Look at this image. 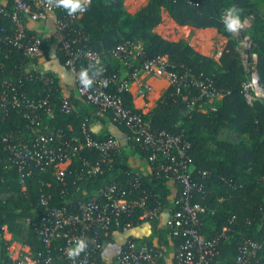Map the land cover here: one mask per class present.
I'll return each mask as SVG.
<instances>
[{
	"label": "trees",
	"instance_id": "1",
	"mask_svg": "<svg viewBox=\"0 0 264 264\" xmlns=\"http://www.w3.org/2000/svg\"><path fill=\"white\" fill-rule=\"evenodd\" d=\"M125 1L89 0L82 15L78 12L69 13L59 6L55 18L75 15L69 28V39L75 42L73 48L91 50L103 56V63L98 66L85 60L79 63L81 71L87 69L90 76L126 77L130 71L124 68L121 60L112 57L111 52L122 44H140L142 56L136 59L137 67H141L145 60L166 57L171 63L168 71L186 77L181 86H169L156 107L147 115L136 109L130 91H119L116 83L109 84L105 89L119 96L131 112L143 114L154 132L165 131L181 136L191 144V172L205 185V193L197 199L207 207L206 212L200 215L202 233L205 238L212 239L221 234L224 227L230 228L226 238L220 241L218 255L209 264H234L239 247L245 241L261 245L259 259L260 264H264V101L257 99L250 105L245 98L243 84L247 81V74L236 49V41L230 39L219 61H215L198 53L186 42L168 41L154 31L161 24L162 12L165 10L178 26L216 29L225 37H230V32L222 22V13L231 7L239 9L241 21L247 17L253 18L248 36L257 56L256 69L264 87V16L258 4L251 0H149L146 6L133 14L126 10ZM2 4L6 12H13L11 0ZM18 16L25 25L28 37L41 38L42 52L35 60H31L9 45L5 38L14 34L15 25L10 17L1 15L0 62L4 64V69L0 72V84L4 80H11L21 93L33 100L49 97L53 117L48 118L42 112L40 118L42 125L48 126L50 131L61 130L68 136L76 135L82 139L81 126L86 121L88 125L96 122L101 127L113 123L124 136L121 141L110 130L106 129L102 134L92 130L94 136L100 139L114 136L120 146L103 164V173L90 179L80 190L81 183H74L75 174L83 168L85 161L94 163L101 158L97 151L84 149L79 152L66 174V186L57 180L52 167L41 170L32 165V174L25 179V187H22L20 172L16 167H9L8 153L0 145V228L7 226L12 239L28 246L35 257L39 254L44 258L51 255L54 264H69L62 257L63 240L59 239L47 248L37 228L29 223L30 220H38L43 214L44 209L40 204L43 195L50 196L51 207H55L66 200L82 201L86 195L91 196L106 185L119 183L129 190L138 184L131 199L145 193L151 197V201L155 197L161 209L165 210L172 207L171 187L176 193H179L180 187L176 182L157 178L153 173L144 174L133 167V162L147 161L149 152L135 142L126 126L113 121L111 112L98 116L96 107L80 104L75 96L69 98L74 111L66 114L62 110L64 97L60 75L52 68H47L40 79L38 70L41 60L50 62L53 47L59 48V36L44 33L36 24L39 21L30 19L24 13L20 12ZM65 57L59 49L57 59L61 65H65ZM47 79L50 81L48 84ZM203 81L210 82L223 97L209 104L206 111L203 110V105L209 103L206 99L189 108V103L201 95V88L196 82ZM185 97H188V101L184 100ZM28 126L30 121L23 113L12 111L6 114L0 110V137L16 133L25 134V140H31L46 132L43 126L34 129ZM223 128L235 131L240 136L239 143L221 140L219 131ZM209 146L217 150L220 158L205 154ZM200 171L208 172L209 176L203 179L199 175ZM64 189H67L66 196L61 195ZM159 224L156 219H152L142 227L151 230V234L145 237L148 245L153 246L154 239H158V246L164 256L163 263L167 264L169 251L176 248L181 239L170 241L167 232L160 229ZM109 242L114 244L113 241ZM8 245L7 241L1 243L0 264H12L7 255ZM111 259L105 257L102 264H109Z\"/></svg>",
	"mask_w": 264,
	"mask_h": 264
},
{
	"label": "built area",
	"instance_id": "2",
	"mask_svg": "<svg viewBox=\"0 0 264 264\" xmlns=\"http://www.w3.org/2000/svg\"><path fill=\"white\" fill-rule=\"evenodd\" d=\"M5 1L7 0H0V16L10 17L15 25L14 34L6 36L5 41L16 47L28 59L35 60L42 52L41 38L28 37L25 25L19 19L18 13H24L30 19L40 22L47 20L51 14L55 16V11L59 6L55 4V0H11L14 9L13 12L8 13L2 4ZM82 3L87 7L89 0H82ZM86 7L83 12H77L82 15ZM225 12L226 10L222 13L223 23ZM74 18L75 15L63 19L55 18L54 24L56 35L59 36V49L66 56L65 67L74 75L77 95L87 104L96 107L98 116L111 112L113 121L126 126L135 142L149 152L147 160L149 173H153L157 178L176 182L180 191L176 193L171 187L172 207L165 210L161 209L155 197L154 201H151V197L145 193L138 194L135 199H131L130 196L139 187L138 184H134V187L129 190L119 183L106 185L91 196L85 194V199L82 201L66 200L62 205L55 207H51L52 198L43 195L40 204L44 212L38 220H30L29 223L37 228L47 248H50L53 242L63 240L62 257L69 264H102V261H105L104 252L109 241H113L114 244L119 242V249L111 257L109 264H164L163 252L158 246L157 238L154 239V245L150 246L145 241V237L132 234L136 229L149 223V220L156 219L160 223V229L167 232L170 241L181 239V243L175 248L173 264H209L218 255L220 241L226 238L230 228L224 227L222 233L212 239L205 238L202 233L203 224L200 215L206 212L207 207L201 205L197 199L200 194L205 193V185L198 181L191 172V144L181 136L165 131L154 132L143 114L131 112L124 106L119 96L108 93L105 89L109 84L116 83L119 85V91H130L132 82L138 80L143 72L156 76L165 74L172 79V84H180V86L185 83L186 77H179L169 72L170 65L165 57L145 60L141 67H137L136 59L142 56L141 45L122 44L112 50L111 55L121 60L130 74L126 77L88 75L92 84L85 87L81 82L82 71L79 63L85 60L98 66L103 63V56L91 50L73 48L72 45L75 42L69 39V28ZM240 22L237 31L246 29L245 24L241 20ZM246 42L249 44L245 43L248 48L251 42L249 39ZM221 55L222 52L219 53V57ZM3 69L4 64L0 62V72ZM38 70L41 79L45 72L39 66ZM254 81L262 86L258 74H256V79L253 78L251 82L243 84L244 95L250 105L260 99L254 95L252 86L257 89ZM49 82L47 79L46 84ZM196 84L201 88V95L189 103V108L194 107L195 103L202 102L203 99L211 104L223 97L222 93L214 89L210 82L203 81L196 82ZM261 94L264 98L263 90ZM184 100L188 101V97ZM52 109L49 97L33 100L25 93H21L11 80L1 82L0 110L6 114L12 111L23 113L30 121L28 127L31 129L43 126L40 118L42 112L48 118H52ZM62 110L66 114L74 111L67 97L63 99ZM43 127L46 132L31 140H25V134L16 133L0 137V145L8 153L9 167H16L20 172L22 187H25V179L32 174V165L41 170L52 167L57 180L64 186L68 185L66 174L72 160L84 149L95 150L101 158L94 163L85 161L83 168L75 174L77 177L74 183H81L78 188L80 190L90 179L103 173V164L108 162L120 146L114 136L104 139L94 136L86 121H83L81 126L82 139L76 135L68 136L61 130L53 132L48 126ZM199 175L206 179L209 173L200 171ZM61 195L66 196L67 189H64ZM120 236L123 237L122 242L119 241ZM78 238L86 239L88 246L73 261L67 257L65 249L72 246ZM3 241L9 242L7 255L12 264H54L51 255L44 258L39 254L35 257L28 246L13 241L7 226L0 228V248ZM261 248V245L256 242L245 241L239 247V254L234 258V264H260Z\"/></svg>",
	"mask_w": 264,
	"mask_h": 264
},
{
	"label": "rangeland",
	"instance_id": "3",
	"mask_svg": "<svg viewBox=\"0 0 264 264\" xmlns=\"http://www.w3.org/2000/svg\"><path fill=\"white\" fill-rule=\"evenodd\" d=\"M148 1L149 0H126L125 8L127 7L126 10L129 11L130 13H134V11L137 8L140 7L139 8L140 10L142 7L146 6ZM251 1L258 4L261 14H263L264 16V0H251ZM165 16L166 14L162 16L161 24L158 25L154 30L164 39L171 42H180V41L186 42L191 47H193L198 53L206 57H210L215 61H219L220 59L219 53L223 52V50L228 45L229 40L232 39L236 41V49L240 53L242 63L246 69V74H247L246 82H251V79H253L254 76L258 74L256 69L257 56L254 54L253 44L251 42V45L248 48L246 46L247 44L246 40L250 39L248 33L253 22L252 17H247L244 21H242L246 26L245 30L236 31L235 33H230L231 34L230 37H225L224 35L220 34L216 29L208 30V29H194L191 27H186V28L177 27L173 23V21L169 20V18L164 19L163 17ZM247 50L249 51V53H247ZM169 65L171 67V63H169ZM46 67H47L46 65H42V68L45 69ZM140 78H141V85L138 84L135 90H133L135 91L137 96L149 95L150 92L153 93L155 92L157 94L163 92L158 97L159 100L162 97V95L168 90L169 86L172 85V79L165 74L156 76V75H151V73L143 72ZM252 89H254V95L264 101L261 92L257 91V89L253 86ZM209 104L210 103H208V105L206 104L203 105V110L206 111L209 107ZM219 138L221 140L234 144H238L240 141V136L235 131L230 130L228 128H223L222 130H220ZM205 154L208 157L220 158V155L217 152V150L211 146L208 147L207 152Z\"/></svg>",
	"mask_w": 264,
	"mask_h": 264
},
{
	"label": "crops",
	"instance_id": "4",
	"mask_svg": "<svg viewBox=\"0 0 264 264\" xmlns=\"http://www.w3.org/2000/svg\"><path fill=\"white\" fill-rule=\"evenodd\" d=\"M139 8H137L133 14H135L139 10ZM165 14L168 17L165 16V17H163L164 19L169 18V20L173 21V19L169 16V14L165 10H163L162 16ZM54 19H55L54 14H51V15H49L47 20L37 22L36 24L38 25V27L40 29L43 30L44 33L54 35V34H56ZM173 23L177 27H181V26H178L174 21H173ZM182 28H186V27H182ZM208 30H214V29H208ZM58 51H59L58 46H54L53 51L51 52L50 62H46L44 60H41V63L39 64L40 69H42L43 71H45L47 68H52L53 70H55V72H57V74H59L61 79H62V82H63L62 93H63L64 97L70 98L71 96H75V99H77L80 104L87 105V103H85L83 100H80L81 98L77 95V93L75 91L73 73L69 69H67L65 67V65H61L59 63V61L57 59ZM42 65H46L47 67L44 69V68H42ZM138 84L141 85V78H140V80L138 79V80L132 82L130 92L133 95L134 105H135L136 109L140 110L143 114L147 115L156 107L158 97L163 92L162 93L160 92V94H157L155 92L154 93L150 92L149 95L137 96V94L133 90H135V88L137 87ZM90 127L93 131L97 132V134H102V132L106 129H107V131L110 130L119 140H121V141L124 140V136L116 127H114L113 123H109L108 127H103V126L101 127L96 122H94V124H91ZM219 133H220V131H219ZM133 161H135V160H131V162H133ZM133 167L142 170L144 174H149L148 162L146 160H141L137 163L133 162ZM132 234L135 236L147 237L150 234V230L148 229V227H140V228L136 229L135 231H133ZM119 241L120 242L123 241V238L121 236L119 237ZM118 249H119V242L116 244H108L106 246L105 252H104L106 259H111V257L117 253ZM174 253H175V247H173L167 255V258H166L167 264H173Z\"/></svg>",
	"mask_w": 264,
	"mask_h": 264
},
{
	"label": "clouds",
	"instance_id": "5",
	"mask_svg": "<svg viewBox=\"0 0 264 264\" xmlns=\"http://www.w3.org/2000/svg\"><path fill=\"white\" fill-rule=\"evenodd\" d=\"M55 4L63 7L69 13H75L77 11L83 12L86 5L82 3V0H55ZM51 6V5H50ZM225 28L230 33H235L240 27L239 9L235 7L228 8L224 15ZM81 82L85 87L92 84V80L88 76V70H82ZM88 246L87 240L84 238H78L75 243L66 248V255L70 260L75 261V258L86 250Z\"/></svg>",
	"mask_w": 264,
	"mask_h": 264
},
{
	"label": "bare ground",
	"instance_id": "6",
	"mask_svg": "<svg viewBox=\"0 0 264 264\" xmlns=\"http://www.w3.org/2000/svg\"><path fill=\"white\" fill-rule=\"evenodd\" d=\"M247 45L249 44L247 43ZM254 79H256V75L254 76ZM254 85L257 87V91H260V92L262 91V87L259 84L257 85L255 81H254Z\"/></svg>",
	"mask_w": 264,
	"mask_h": 264
},
{
	"label": "water",
	"instance_id": "7",
	"mask_svg": "<svg viewBox=\"0 0 264 264\" xmlns=\"http://www.w3.org/2000/svg\"><path fill=\"white\" fill-rule=\"evenodd\" d=\"M249 41L251 42V40L249 39ZM247 53H249V51L247 50ZM261 83V82H260ZM262 87V90L264 91V87L263 86H261Z\"/></svg>",
	"mask_w": 264,
	"mask_h": 264
}]
</instances>
